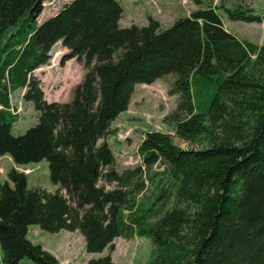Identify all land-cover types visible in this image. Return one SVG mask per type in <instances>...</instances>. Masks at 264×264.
<instances>
[{
    "label": "trees",
    "instance_id": "16d2710c",
    "mask_svg": "<svg viewBox=\"0 0 264 264\" xmlns=\"http://www.w3.org/2000/svg\"><path fill=\"white\" fill-rule=\"evenodd\" d=\"M52 0H0V157L17 166L47 162L54 193L28 189L10 169L0 183V261L60 264L27 239L29 226L80 234L87 254L114 240L146 238L147 264H264V45L237 39L223 26L262 23L238 4L199 6L161 30L122 28L117 0H71L38 22ZM213 1V0H211ZM66 49L85 71L67 103L47 102L32 73L51 49ZM172 76L176 96L164 123L137 148L140 165L119 172L107 143L135 86ZM37 113L23 135L10 97ZM87 264H113L109 256Z\"/></svg>",
    "mask_w": 264,
    "mask_h": 264
},
{
    "label": "rangeland",
    "instance_id": "374dc122",
    "mask_svg": "<svg viewBox=\"0 0 264 264\" xmlns=\"http://www.w3.org/2000/svg\"><path fill=\"white\" fill-rule=\"evenodd\" d=\"M71 0H52L43 5V11L38 17L41 22L54 14ZM123 9L120 20L122 28L132 25L146 26L148 19L158 22L161 30H165L178 19L188 16L197 6L193 0H117ZM202 7L224 6L231 8L243 4L250 8L255 15H264V0H199ZM225 29L231 32L237 39L245 40L255 45H264V21L262 23L232 22L227 19L222 11H219ZM66 50L60 43L50 51V59L47 65L35 70L32 76L40 81L43 97L47 102L67 103L72 99V92L81 83L85 71L82 65L73 59L64 65L60 64V58ZM66 53V52H65ZM174 78L167 76L150 85L138 84L130 99L127 111L121 113L111 124L113 132L107 138V143L115 158V168L121 172L127 168L140 165L137 148L149 131H160L171 135L173 143L181 149H193L196 145L185 143L178 139L172 130L164 123V117L175 108L176 96H170L168 90ZM23 91L17 90L11 97V104L16 109L18 121L13 124L11 133L20 136L32 127L37 121L32 105L22 100ZM22 172L27 178V188H41L54 193L57 189L49 179V171L45 160L26 166L15 165L7 155L0 157V183L7 180V172L10 169ZM27 239L43 250L57 256L60 264H87L90 259H98L109 256L113 264H147L152 249L150 240L146 238H132L114 240V249L105 248L103 252L87 254L84 249V240L77 232L69 233L61 231L51 234L42 231L38 226H29ZM69 250H66L67 248ZM1 264V261H0ZM19 264H34L28 259H23Z\"/></svg>",
    "mask_w": 264,
    "mask_h": 264
},
{
    "label": "crops",
    "instance_id": "0c3cea01",
    "mask_svg": "<svg viewBox=\"0 0 264 264\" xmlns=\"http://www.w3.org/2000/svg\"><path fill=\"white\" fill-rule=\"evenodd\" d=\"M214 1H216V0H214ZM121 20V19H120ZM222 23H223V19H222ZM119 25H120V21H119ZM121 26V25H120ZM223 26H224V23H223ZM224 28H225V26H224ZM227 32H229L227 29H225ZM229 33H231V32H229ZM232 34V33H231ZM63 50H66V49H64L63 48ZM65 52H67V50L65 51ZM64 52V53H65ZM70 248L68 247L66 250H69ZM56 258H57V256H55ZM58 259V258H57Z\"/></svg>",
    "mask_w": 264,
    "mask_h": 264
},
{
    "label": "bare ground",
    "instance_id": "6f19581e",
    "mask_svg": "<svg viewBox=\"0 0 264 264\" xmlns=\"http://www.w3.org/2000/svg\"><path fill=\"white\" fill-rule=\"evenodd\" d=\"M17 114V113H16Z\"/></svg>",
    "mask_w": 264,
    "mask_h": 264
}]
</instances>
